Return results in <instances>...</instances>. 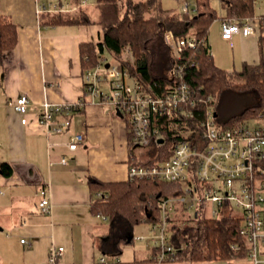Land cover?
I'll use <instances>...</instances> for the list:
<instances>
[{
  "label": "crops",
  "instance_id": "0c3cea01",
  "mask_svg": "<svg viewBox=\"0 0 264 264\" xmlns=\"http://www.w3.org/2000/svg\"><path fill=\"white\" fill-rule=\"evenodd\" d=\"M62 1L0 0V16L9 15L18 34L15 47L0 53V162L12 166L10 176L0 172V264H50L52 245L64 247L58 264H100L102 255H114L100 247L107 232L100 226L104 215L93 210L89 177L127 180L131 162L151 159L143 160L144 149L131 145L119 108L86 92L80 45L101 41L104 32L99 24L48 23L47 13L78 6ZM40 3L48 10L38 13ZM243 38L249 46L244 62L260 60L259 35ZM22 94L30 100L26 124L12 107ZM45 101L81 103L53 115V126L68 123L57 131L39 122ZM76 133L85 137L71 149ZM43 186L50 188V214L38 204ZM135 254L125 255V263L149 257Z\"/></svg>",
  "mask_w": 264,
  "mask_h": 264
},
{
  "label": "trees",
  "instance_id": "16d2710c",
  "mask_svg": "<svg viewBox=\"0 0 264 264\" xmlns=\"http://www.w3.org/2000/svg\"><path fill=\"white\" fill-rule=\"evenodd\" d=\"M60 1L59 4L63 5V1ZM181 1L192 2L196 10L183 12L165 8L162 0H95L98 15L92 17L82 0H69L70 6L78 5L77 8L74 11L47 13V22L99 24L102 27L104 35L101 41H87L80 45V62L84 72L94 68L103 60L102 54L109 52L118 67L127 69L137 82L150 83L160 90L171 80L169 72L174 64H182L185 67V82L202 98L197 110L199 116L213 106L219 117L217 98L228 90L252 92L255 100L223 120V124L238 126L257 116L264 107L262 50L260 60L245 61L239 70H227L214 61L208 43L213 21L223 16L242 18L253 15L256 12L255 0H221L224 9L221 16L211 0ZM167 31H172L177 37L194 35L198 40L197 45L185 48L182 58L175 59L165 42ZM17 37V25L9 15H1L0 53L14 48ZM260 42L262 45V39ZM125 52H129L133 59L126 58ZM197 121L196 118L190 123L196 125ZM163 133V142L154 141L156 152L151 162L170 157L173 145L180 139L172 132ZM129 138L131 141L130 131ZM0 172L10 176L12 166L6 161L0 162ZM89 184L96 195L92 202L94 212L106 216L112 224L110 234L106 235V240L102 239L100 247L103 252L114 255L122 252L123 244L133 240L136 225L159 218L158 202L161 197L181 194L184 187L181 182L149 178L108 182L92 176L89 177ZM240 226L241 220L234 215L212 218L201 210L196 214L180 208L170 225L169 242L175 251L174 259L166 258L159 262L160 249L157 245L149 257L136 259L133 264H201L214 259L235 264V260L248 257V241L240 234ZM233 245L236 247L233 248Z\"/></svg>",
  "mask_w": 264,
  "mask_h": 264
},
{
  "label": "built area",
  "instance_id": "2783aa9c",
  "mask_svg": "<svg viewBox=\"0 0 264 264\" xmlns=\"http://www.w3.org/2000/svg\"><path fill=\"white\" fill-rule=\"evenodd\" d=\"M85 3L87 0H82V4ZM254 3L255 6L260 3L262 8L253 15L221 17V36L232 41L236 34L243 37L259 35L264 58V0H255ZM37 7L38 13L48 10L44 3ZM181 10L195 11L196 7L192 2L184 1ZM197 41L194 35L177 37L172 31L165 34V42L175 59H181L185 48H194ZM102 58L94 68L86 71L85 90L122 111L129 124L131 145L145 148L153 145L154 141L159 142L160 138L164 141L165 131L180 138L167 159L131 162L127 172L129 178L181 182L184 185L181 194L160 198L159 218L151 222L154 245L160 249L159 262L175 257L169 242L170 225L173 213L182 205L186 212L197 214L201 210L212 218L229 214L238 217L241 220L240 234L248 241V256L253 259V264H264V107L252 118L259 121L257 125H250L249 119L238 126H227L217 120L213 106L199 116L197 110L202 98L185 82L184 65L174 64L169 72L171 80L158 90L150 83L137 82L127 69H120L116 63L107 66L103 54ZM80 103L53 104L45 101L39 122L47 130L61 131L68 123L53 126V115L70 111ZM29 104L25 94L12 102L24 124L27 123ZM196 118V125H192L190 121ZM84 137L83 133L74 134L69 147L76 149ZM38 195L41 211L50 214L52 199L49 186L41 187ZM142 238L135 237L136 240ZM21 241L26 242L25 239ZM63 252V246L52 245L49 263L58 264ZM99 263L126 264L119 255H112V258L101 256Z\"/></svg>",
  "mask_w": 264,
  "mask_h": 264
},
{
  "label": "rangeland",
  "instance_id": "374dc122",
  "mask_svg": "<svg viewBox=\"0 0 264 264\" xmlns=\"http://www.w3.org/2000/svg\"><path fill=\"white\" fill-rule=\"evenodd\" d=\"M213 6L217 9L219 16L224 14V9L222 6L221 0H211ZM87 8L92 15V17H97L98 10L95 7V0H87ZM163 6L165 8L170 9H176L181 10V7L183 5V2L180 0H162ZM262 6V5H261ZM260 6V3L256 5V10H260L262 7ZM221 30H222V24L221 19L218 18L211 24L209 28V44L211 48V52L214 58V61L221 66V68H225L227 70H239L242 68L244 63V56L247 53V50L249 49V46L247 45L245 39L240 36L236 35L232 41H229L227 39L222 38L221 36ZM106 57V63H117V61H114V59L111 57V54L109 52H105L103 54ZM124 56L126 58L133 59L129 52H125ZM105 87V86H104ZM109 93L111 91L109 89H106ZM255 95L252 92H239L236 90H228L223 93L219 98H217V105L216 108L219 110V117H217V120L219 122H223V120L229 118L234 113L240 112L245 106H247L250 102H253L255 100ZM250 125H257L259 123L258 120L251 119L249 120ZM144 154L142 159L148 160L149 158H152L155 155L156 149L154 144L143 148ZM178 195V194H177ZM174 196V195H171ZM183 208L182 205L178 206L175 213H173V217H175L176 213L179 212V209ZM192 213V212H191ZM206 214V213H205ZM100 226L103 229L104 233L107 232V235L110 234L112 229V224L110 219L103 218L100 220ZM133 235L136 236H143L141 240L133 239L128 244H123L121 247L124 250L123 254H119L122 261L125 260V255H130L131 252H136V256L138 257H147L150 254L151 247L154 246V232L151 230V222L144 221L140 224L136 225L133 230ZM131 251V252H130ZM102 256H106L107 258H112V255L104 254ZM125 262V261H124ZM235 264H253V259L251 257H246L242 259H237L234 261ZM127 264V263H126ZM201 264H227V261L225 260H208L204 261Z\"/></svg>",
  "mask_w": 264,
  "mask_h": 264
},
{
  "label": "water",
  "instance_id": "95a60500",
  "mask_svg": "<svg viewBox=\"0 0 264 264\" xmlns=\"http://www.w3.org/2000/svg\"><path fill=\"white\" fill-rule=\"evenodd\" d=\"M108 65H109V63H107V66H108ZM118 113H119L120 115H123V114H122V111L119 110V109H118ZM162 141H163V139L160 138V139H159V142H162Z\"/></svg>",
  "mask_w": 264,
  "mask_h": 264
}]
</instances>
